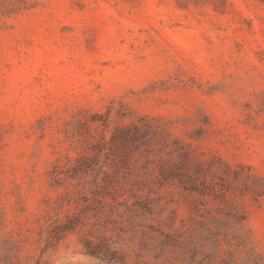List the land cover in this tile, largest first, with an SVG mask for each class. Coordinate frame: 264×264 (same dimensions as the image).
<instances>
[{
    "label": "rangeland",
    "instance_id": "374dc122",
    "mask_svg": "<svg viewBox=\"0 0 264 264\" xmlns=\"http://www.w3.org/2000/svg\"><path fill=\"white\" fill-rule=\"evenodd\" d=\"M89 134L142 181L121 262L34 230ZM0 264H264V2L0 0Z\"/></svg>",
    "mask_w": 264,
    "mask_h": 264
},
{
    "label": "trees",
    "instance_id": "16d2710c",
    "mask_svg": "<svg viewBox=\"0 0 264 264\" xmlns=\"http://www.w3.org/2000/svg\"><path fill=\"white\" fill-rule=\"evenodd\" d=\"M124 132L128 133L126 140L143 144L140 140L146 130L140 125L134 123L132 128H126ZM99 135L89 134L84 139L79 156L74 160L70 159L65 164V171L57 172L54 176L57 182L68 183L73 188L57 199L50 200L44 222L34 229L44 235L41 239L44 238L45 242L43 253L56 247L69 234L79 232L86 254L110 263L123 260L122 250L115 245L122 238L121 227L126 222V216L145 206L144 202L137 200L140 197L138 192L142 190V181L128 174H121L117 169L108 172L103 166L94 167L100 161L105 145L104 138H99ZM156 161L157 159L147 156L148 163ZM98 169H101L102 174L96 173ZM191 170L201 180L189 189L191 193L206 197L210 195V191H217V174H207L213 172V166L209 162L198 161ZM90 171L92 179H88ZM61 174L65 177H60ZM74 181L75 184L72 183ZM72 204H75L73 209L65 210L66 205Z\"/></svg>",
    "mask_w": 264,
    "mask_h": 264
}]
</instances>
